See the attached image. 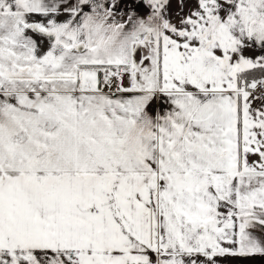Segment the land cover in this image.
Listing matches in <instances>:
<instances>
[{
    "label": "snow or ice",
    "instance_id": "6c2138e0",
    "mask_svg": "<svg viewBox=\"0 0 264 264\" xmlns=\"http://www.w3.org/2000/svg\"><path fill=\"white\" fill-rule=\"evenodd\" d=\"M0 264H264V0H0Z\"/></svg>",
    "mask_w": 264,
    "mask_h": 264
}]
</instances>
